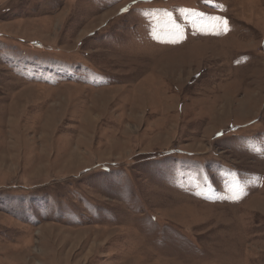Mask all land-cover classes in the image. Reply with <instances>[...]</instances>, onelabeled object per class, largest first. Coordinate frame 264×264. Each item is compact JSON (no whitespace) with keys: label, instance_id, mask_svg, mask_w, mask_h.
<instances>
[{"label":"rangeland","instance_id":"374dc122","mask_svg":"<svg viewBox=\"0 0 264 264\" xmlns=\"http://www.w3.org/2000/svg\"><path fill=\"white\" fill-rule=\"evenodd\" d=\"M0 264H264V0H0Z\"/></svg>","mask_w":264,"mask_h":264},{"label":"snow or ice","instance_id":"6c2138e0","mask_svg":"<svg viewBox=\"0 0 264 264\" xmlns=\"http://www.w3.org/2000/svg\"><path fill=\"white\" fill-rule=\"evenodd\" d=\"M222 23H223L224 27L226 28L227 27V23H228L227 20H223Z\"/></svg>","mask_w":264,"mask_h":264}]
</instances>
